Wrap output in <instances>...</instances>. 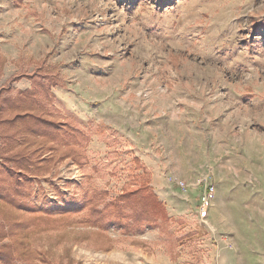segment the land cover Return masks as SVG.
Wrapping results in <instances>:
<instances>
[{
    "label": "rangeland",
    "instance_id": "rangeland-1",
    "mask_svg": "<svg viewBox=\"0 0 264 264\" xmlns=\"http://www.w3.org/2000/svg\"><path fill=\"white\" fill-rule=\"evenodd\" d=\"M42 64L63 84L52 116L92 139L84 165L32 174L25 200L75 205L94 188L109 200L139 157L183 239L102 237L77 214L32 235L30 264H264V0H0L2 95Z\"/></svg>",
    "mask_w": 264,
    "mask_h": 264
},
{
    "label": "trees",
    "instance_id": "trees-1",
    "mask_svg": "<svg viewBox=\"0 0 264 264\" xmlns=\"http://www.w3.org/2000/svg\"><path fill=\"white\" fill-rule=\"evenodd\" d=\"M24 76L32 80L30 88L17 89L15 95L8 96L0 92L1 150L13 164L0 163V264H18L19 260L30 264L35 258L30 249L32 235L77 214H83L81 224L97 227L96 233L102 237L110 226L126 235L158 229L169 237L171 247L176 246L183 236L171 230L172 217L139 157L134 158L133 182L109 200L108 193L98 188L75 205L40 208L25 200L31 192L32 174L44 172L65 158L80 166L87 163L86 144L92 133L71 118L52 116L56 98L52 88L63 84L51 67L42 64L32 74L11 80Z\"/></svg>",
    "mask_w": 264,
    "mask_h": 264
},
{
    "label": "built area",
    "instance_id": "built-area-1",
    "mask_svg": "<svg viewBox=\"0 0 264 264\" xmlns=\"http://www.w3.org/2000/svg\"><path fill=\"white\" fill-rule=\"evenodd\" d=\"M199 184H205V191H204V195H203L204 197L208 198V197H211L213 195L214 188L211 186V184L207 183V179L206 178H200L198 180V185ZM178 185H179L180 188H183L182 189L183 191H185V192L189 191V189H188L189 184L187 182L179 181Z\"/></svg>",
    "mask_w": 264,
    "mask_h": 264
}]
</instances>
